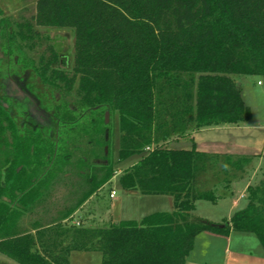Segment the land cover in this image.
I'll list each match as a JSON object with an SVG mask.
<instances>
[{
    "label": "trees",
    "instance_id": "trees-1",
    "mask_svg": "<svg viewBox=\"0 0 264 264\" xmlns=\"http://www.w3.org/2000/svg\"><path fill=\"white\" fill-rule=\"evenodd\" d=\"M32 20L16 31L2 25L5 47H15L16 61L33 66L60 96L73 90L76 102L53 96L46 111V93L40 97L27 83L34 97L25 90L20 97L0 74V254L18 264H69L71 251L96 250L101 264H185L198 233L231 230L254 234L264 250V174L228 219L192 214L198 200L230 197L252 157L171 145L202 127L251 119L235 76L264 79V0H36ZM33 25L72 30L71 73L64 62L56 67L62 62L51 47L38 66L25 60L19 42L41 37ZM105 112L117 118V162L135 158L120 171V186L170 195L173 209L100 226L65 220L115 175L102 150L100 165L78 173L85 191L73 206L48 223L34 221V232L21 227L59 180L78 139L101 133L108 145Z\"/></svg>",
    "mask_w": 264,
    "mask_h": 264
},
{
    "label": "rangeland",
    "instance_id": "rangeland-1",
    "mask_svg": "<svg viewBox=\"0 0 264 264\" xmlns=\"http://www.w3.org/2000/svg\"><path fill=\"white\" fill-rule=\"evenodd\" d=\"M35 1L36 0H0V21L3 20V24L0 25V28L2 25L4 26L7 24L9 25L8 27L10 29L16 31L18 29V27L16 26L17 23L23 21H29L33 23L32 16L35 14ZM9 28L4 29L5 31H8L10 30ZM33 28L41 32L40 38L32 35L30 36L27 44L21 42L17 38L18 42L20 41L19 44H22L21 46L24 51L23 56L25 57V60H30L32 61V63H34V65L38 66V62L40 59H43V62H45L46 57H48L50 54L48 48L51 47L58 55V60L62 62L57 63L56 67L63 69V65L66 63L67 69L69 70V73H71L70 71L72 67L74 41L72 30L70 28L43 27L37 25H33ZM5 46L6 44L0 35V74L1 76L7 77L4 78L5 80L9 81V79H24V81L28 83V87L30 85L32 91L40 97H42L43 92L46 93L47 97L45 96L41 98L43 108L46 111L50 112L54 108L53 103H51L54 102L53 96L56 97V99H54L55 103L64 100L67 101L69 105L74 106L76 98L73 90L69 93L64 94L63 96H60L57 90H52L38 79V77L33 72V66L28 65L26 67L21 62L16 61L18 59V55L20 56V54L16 51L15 47H8L10 49L9 51ZM235 79L241 88L242 98L245 104L248 105L251 109V112H253V119L251 120V122H257V120L264 117V79L256 75H236ZM61 85L63 84L61 83ZM105 122L108 124L109 129V135L107 138L108 145H103V136L101 135V133L93 134L92 137H89V135H84L82 138L78 139L75 149L71 147L72 149L68 165L64 168V171L59 172V180L54 183L52 187L46 192L44 200H42L37 205L38 209L45 210L47 208L48 210L49 208H55L56 215H59L60 212L73 206V204L76 203L77 199L81 197L82 192L85 191V188H81L78 185L82 180L78 173L81 171L90 172V170L93 169V165H100L103 162L102 150L108 153L111 161L115 162L114 168L116 169V171L119 170L120 172L126 166L135 161L134 157H130L124 162H117L116 157L119 147L117 118L111 116L108 113L107 121L105 120ZM250 137L252 138V135ZM253 137L254 139L261 138L260 135L257 136V134L254 133ZM248 150H250V154L254 153V151H252L254 149L249 148ZM250 156L252 157V159L254 158L253 155ZM263 165L264 164H262L261 166L263 167ZM83 182L84 180L81 183ZM233 182L234 189L232 190L233 195L231 196L233 198H222L215 203L206 200H198L196 201L195 209L192 211V214L207 219L213 218L212 220L214 221H221L223 220L222 218H224V216L227 214L228 211L226 210H228L234 198L237 199V203L232 207L231 212L234 213L236 210L241 209L246 204V199L239 196L242 189L241 185L244 180L242 181L238 179ZM110 188L116 193L115 200L111 199V201L108 198ZM79 191L81 193H79ZM99 193L103 205L111 204L112 206V204L117 203L121 207V216L123 218H129L131 215L136 216V214L138 213L145 214L149 209V204L145 202L146 199H149L148 197H142L139 198L141 200H137L135 197L127 195L123 192V188L120 186L118 179H112L111 182L107 183L102 188V190L99 191ZM94 198L95 196L92 199L94 200ZM162 199L164 200V198ZM91 206L95 207L94 210L98 211V209H96L98 205L94 206V204H91ZM161 207L169 208L168 210L173 209V205L171 204V202L169 204L165 203L164 205H161ZM84 209V214L82 213V216H86L87 213L91 211V207H89V204L86 205ZM87 216L85 218V223H99V221L96 222L95 218H93V216L96 217L95 214H93V216L91 215L92 218L90 216L88 218ZM31 217L32 216L29 214V216H27L26 218L27 220H24V223L29 224L31 222ZM68 222H70V220ZM80 224L83 223H81L80 221ZM21 227H23V224H21ZM73 259H75V262L79 264H101L102 262V259L98 262L96 260H93L91 256H87L84 254H74Z\"/></svg>",
    "mask_w": 264,
    "mask_h": 264
},
{
    "label": "crops",
    "instance_id": "crops-1",
    "mask_svg": "<svg viewBox=\"0 0 264 264\" xmlns=\"http://www.w3.org/2000/svg\"><path fill=\"white\" fill-rule=\"evenodd\" d=\"M251 110V109H250ZM252 117L249 121L240 123V124H220L214 126H207L196 129L192 132L189 138L179 139L177 141H172L171 145L178 148H189L191 145H194L197 150L204 151L210 154H219V155H253L252 159V168L249 171L248 175L240 178V180H244L242 183V189L240 192V197L245 198L246 187L252 182L257 181L262 174H264V117L257 120V122L252 123ZM253 133L260 135V139H254ZM252 135V138L250 136ZM249 136V137H248ZM249 148L254 150V153L250 154ZM255 161V162H254ZM132 164V163H131ZM129 164V165H131ZM120 175L119 170L116 171L115 175L107 182H105L102 186H100L95 192H93L79 207H77L65 220L70 219L74 223H83L87 226H100L104 225L108 222H116L123 219H135L139 220L144 215L155 212V211H170L169 208H162L161 205L165 203L173 205V199L170 195L166 194H141L137 190H126L123 189V192L131 197H135L137 200H141L139 198L148 197L146 199V203L149 204L148 210L145 214H136V216H130L129 218H123L121 207L114 203L103 205L101 201V197L99 196V191L112 179H118ZM250 175V176H249ZM258 175V177H257ZM253 178V179H252ZM234 182L231 183V190L234 189ZM113 189V188H112ZM111 188L109 189L108 198L115 200L116 193L113 197H110ZM233 195V192L231 196ZM95 196L94 200L92 199ZM166 196V197H164ZM230 196V199L233 198ZM164 198V200L162 199ZM104 199V198H103ZM171 200V201H170ZM93 202V203H92ZM104 203V202H103ZM164 203V204H163ZM237 203V199L232 200V204L229 206L227 214L222 218L223 220L228 219L232 214V207ZM89 204L91 207V211L87 213V217L93 216L96 222L99 221L98 224L88 222L85 223L86 216H82L84 214V207ZM98 205L96 209L91 206ZM160 205V206H159ZM152 207V208H150ZM93 208V210H92ZM106 209V212H105ZM32 216L31 222L29 224H25L24 220L29 216ZM55 208H47L45 210L38 209L37 205L31 213H26L21 220V224L29 231L34 232V221L44 220V224L48 223L45 221H49L51 219H55L56 217ZM92 218V217H91ZM211 221L213 218H208ZM221 219V218H220ZM27 220V219H26ZM63 220V221H65ZM216 220L214 222H222ZM23 221V222H22ZM33 224V225H32ZM74 254H84L87 256H91L93 260L100 261L102 259V254L96 250H73L69 254V264H79L75 262ZM0 263L1 264H18L12 259L0 254ZM185 264H264V250L259 244L258 239L252 233L248 232H237L231 230L227 235L213 233L209 231H202L198 233L194 239L193 248L190 250L189 254L186 257Z\"/></svg>",
    "mask_w": 264,
    "mask_h": 264
},
{
    "label": "flooded vegetation",
    "instance_id": "flooded-vegetation-1",
    "mask_svg": "<svg viewBox=\"0 0 264 264\" xmlns=\"http://www.w3.org/2000/svg\"><path fill=\"white\" fill-rule=\"evenodd\" d=\"M9 82L11 84V88L12 90L16 93V95L20 96V97H23L25 95L24 91L25 90L26 92H28V90H26L27 88V83L26 81H24V79L20 80V79H17V80H10L9 79ZM27 96H29L31 99L34 97L33 95H31V93H26Z\"/></svg>",
    "mask_w": 264,
    "mask_h": 264
},
{
    "label": "built area",
    "instance_id": "built-area-1",
    "mask_svg": "<svg viewBox=\"0 0 264 264\" xmlns=\"http://www.w3.org/2000/svg\"><path fill=\"white\" fill-rule=\"evenodd\" d=\"M114 194H115V191H114V190H111V192H110L109 196H110V197H113V196H114Z\"/></svg>",
    "mask_w": 264,
    "mask_h": 264
},
{
    "label": "water",
    "instance_id": "water-1",
    "mask_svg": "<svg viewBox=\"0 0 264 264\" xmlns=\"http://www.w3.org/2000/svg\"><path fill=\"white\" fill-rule=\"evenodd\" d=\"M107 114H108V112H105V120L107 121Z\"/></svg>",
    "mask_w": 264,
    "mask_h": 264
}]
</instances>
